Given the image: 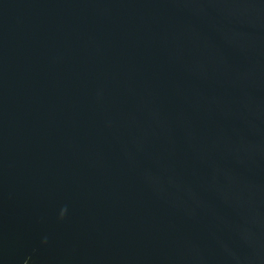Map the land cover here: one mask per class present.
I'll return each instance as SVG.
<instances>
[{
  "label": "water",
  "instance_id": "1",
  "mask_svg": "<svg viewBox=\"0 0 264 264\" xmlns=\"http://www.w3.org/2000/svg\"><path fill=\"white\" fill-rule=\"evenodd\" d=\"M0 264H264V0H0Z\"/></svg>",
  "mask_w": 264,
  "mask_h": 264
}]
</instances>
